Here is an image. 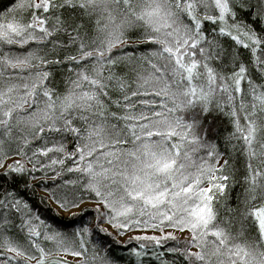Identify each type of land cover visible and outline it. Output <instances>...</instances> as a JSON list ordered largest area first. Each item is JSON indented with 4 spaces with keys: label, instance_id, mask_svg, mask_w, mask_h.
<instances>
[{
    "label": "snow or ice",
    "instance_id": "snow-or-ice-1",
    "mask_svg": "<svg viewBox=\"0 0 264 264\" xmlns=\"http://www.w3.org/2000/svg\"><path fill=\"white\" fill-rule=\"evenodd\" d=\"M113 234L128 264H264V0L0 9V264H119Z\"/></svg>",
    "mask_w": 264,
    "mask_h": 264
},
{
    "label": "trees",
    "instance_id": "trees-1",
    "mask_svg": "<svg viewBox=\"0 0 264 264\" xmlns=\"http://www.w3.org/2000/svg\"><path fill=\"white\" fill-rule=\"evenodd\" d=\"M9 2H10V0H0V9H3V7L7 4H9ZM239 191H241V189L239 187H236L235 192H239ZM45 195H46V193L44 192V190L42 188H37L36 189V196L33 197V203L37 206V208L40 210V212L46 217H49V218L55 217L57 220H59V219H61V217H63V223H65V224L69 223L68 217L70 216V213H66V215H63L62 213H60L59 216H57L58 210L56 209L54 204L46 205V204L40 203V197L45 196ZM232 195H233V192L230 191L229 192V199H228L229 204L233 203L232 199H231ZM113 237L117 241V243L114 245V250H115L116 255L125 257V259L121 260L119 262V264H128V260H127L128 251H127V248L125 247L128 240H126L125 242L122 243V242L117 240V237H115V234H113ZM172 243H175V242H169V246H171ZM132 246H135V245L134 244L129 245V247H132ZM166 258L169 260L173 259L172 256H167ZM145 264H148L147 258H146ZM152 264H156V262L153 261Z\"/></svg>",
    "mask_w": 264,
    "mask_h": 264
},
{
    "label": "rangeland",
    "instance_id": "rangeland-1",
    "mask_svg": "<svg viewBox=\"0 0 264 264\" xmlns=\"http://www.w3.org/2000/svg\"><path fill=\"white\" fill-rule=\"evenodd\" d=\"M63 215H66V213H62ZM178 239L182 238L181 237V234L177 233L176 234ZM117 240L120 241V242H125L126 240H128V237L127 236H123V237H117Z\"/></svg>",
    "mask_w": 264,
    "mask_h": 264
}]
</instances>
